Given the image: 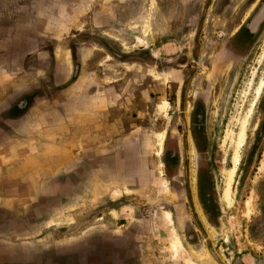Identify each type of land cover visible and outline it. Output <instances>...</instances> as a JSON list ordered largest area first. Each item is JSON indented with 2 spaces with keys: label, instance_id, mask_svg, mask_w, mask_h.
I'll return each mask as SVG.
<instances>
[{
  "label": "crops",
  "instance_id": "0c3cea01",
  "mask_svg": "<svg viewBox=\"0 0 264 264\" xmlns=\"http://www.w3.org/2000/svg\"><path fill=\"white\" fill-rule=\"evenodd\" d=\"M40 1L35 21L49 18L54 34L30 24L17 47L22 34L0 31V215L27 221L46 201L34 243L55 252L51 264L91 263L92 241L113 247L110 264H163L162 215L145 213L158 198L149 107L165 85L151 47L114 41L139 22L136 0ZM28 244L0 264L33 261Z\"/></svg>",
  "mask_w": 264,
  "mask_h": 264
},
{
  "label": "rangeland",
  "instance_id": "374dc122",
  "mask_svg": "<svg viewBox=\"0 0 264 264\" xmlns=\"http://www.w3.org/2000/svg\"><path fill=\"white\" fill-rule=\"evenodd\" d=\"M194 1L136 0L133 8L139 5L141 22L133 25L137 27L133 32L139 36L144 34V38L148 35L157 38L155 47H159L163 38H167L171 42L170 50L174 52L180 48L178 37L179 31H182L185 5L189 6L188 10H192ZM203 1L213 4L215 0ZM226 2L220 6H233L231 16L226 12L213 15L210 21L211 24L213 23L211 29H205L210 35L207 36L208 38H202V43L200 41L202 52L207 50V55L200 57V69L203 71L202 75L207 74L209 83L211 72L208 64L214 66L217 55L215 50L218 47L221 51L227 45L224 36H220L222 33L220 27L218 31L215 29L216 25L224 26L223 22L228 18L234 22H230L229 25L237 27L242 16L240 11L247 8V3L241 5L240 0H235L234 3L229 0ZM40 3V0H0V31L14 27L11 32L14 35L22 34L21 37L25 38L13 40L18 44L17 47L22 46L24 42H30V39H27L30 28L47 35L54 34L49 18L43 19V24L35 21V10L36 7L38 11L41 10ZM191 37L187 35V41H190ZM144 40L134 41L145 45ZM2 42L4 41H0V48L4 47ZM127 42L130 41H124L122 44L128 47ZM259 44L257 52L254 53L255 48L248 56L236 50L232 51L238 59L235 75L232 79L225 75L217 85L213 86L211 108L204 120L203 134L198 137L197 149L191 137L189 135L186 137V150L182 155V161L185 160L187 169L185 185L187 189L189 185L192 187V177L196 176L199 166V171L202 169L207 177V188L214 205L210 206V211L206 215L197 202L193 205L192 200H185L188 213L191 214L192 207H195L199 219L197 218L195 223L192 214L189 216L191 223L183 233L184 240L181 239L180 242L172 225L173 207L168 203L163 208L162 215L170 225L171 235L170 241L167 240L169 233L165 228L166 239L161 240L159 251L163 264H264V41H259ZM206 45L208 49L205 48ZM156 51L160 52V50ZM179 54L180 51L171 54V57L178 58L177 63H184L183 57H178ZM11 57L21 59L20 54L12 53ZM230 58L236 60L233 56ZM5 59L6 54L0 49V61ZM261 83L263 85L258 93ZM164 101L166 100L159 105ZM166 105L168 106L163 103L159 108L164 113L167 110ZM159 132H163L164 137V130ZM241 133L242 143L237 147ZM158 146L160 147L159 143ZM231 171H233L232 176H230ZM159 185L163 191L169 192L168 180L165 177L161 178ZM226 191H228L227 195ZM193 192H195L194 188ZM158 194L161 195V192ZM194 198L195 193H193ZM40 203L27 221L20 220L24 217L8 220L6 215H0V257L4 252L10 251L12 259L18 261L20 253L24 252L25 243L28 242L34 259L28 264L58 262L54 251L42 253L41 246L34 243L37 233L34 216L43 214L38 215L41 226L45 225L48 219V216L44 215L47 203L46 201ZM98 208L103 209V206ZM98 208L91 211L92 223ZM163 225L165 227L166 223L163 222ZM190 235L194 238V243L188 241ZM173 242L176 244V251L172 247ZM96 245L97 243L92 241L89 247H86L91 261L88 264L96 262L110 264L113 247L102 246L104 244L101 243L98 248Z\"/></svg>",
  "mask_w": 264,
  "mask_h": 264
},
{
  "label": "flooded vegetation",
  "instance_id": "af4514ba",
  "mask_svg": "<svg viewBox=\"0 0 264 264\" xmlns=\"http://www.w3.org/2000/svg\"><path fill=\"white\" fill-rule=\"evenodd\" d=\"M229 1L234 3L235 0ZM240 2H242L241 5L247 3V8L240 11L242 14L240 25L235 28L232 27L229 23L234 22L228 18L223 22L224 26L223 24L222 26L216 25L215 29L218 31L220 27L222 31L220 36H224L227 45L221 51L217 47L214 66L208 64V69L211 72L210 83L207 81V74L202 75L203 71L200 69V57L207 55V50L202 52L200 41L202 43V38H208L207 36L210 35L205 29H211L213 23L211 24L210 21H212L213 15L226 12L228 16H231L233 6H220V4L227 3L226 0H215L213 4L209 1L195 0L191 7L192 10H188L189 6L185 5L182 31H179L178 37L180 48L174 52L170 50L171 42L167 38H163L162 44L155 47L157 38L149 35L144 38V34L139 36L133 32L137 27L130 25L126 27L125 32H122L124 40H114L120 47H126L123 46L122 42L130 41L127 42L128 45V43H135L134 40L136 39H145V45L151 47L154 53L152 62L156 64V68L153 79L165 85V98L156 99L155 103L149 107V122H152L157 128V132L164 130V137L161 147L158 146L156 136L154 138L156 143L154 156L158 174L155 187L158 198L155 199V205L145 213V217L152 218L157 211L162 215L163 208L170 203L173 207L174 223L172 225L179 242L181 239L184 240L183 233L187 231L188 225L191 223L189 216L192 214L195 223H197V218L199 219L195 207H192L191 214L188 213L185 200H192L193 205L197 202L206 215L210 211V206L214 205L207 188V177L203 174L202 169L199 171V166L196 170V176L192 177V187L189 185V189H187L185 185L187 169L185 160L182 161V155L186 150V137L188 135L191 137L197 149L198 137L203 134L204 120L211 108L213 86L217 85L225 75L231 79L235 75L238 59L233 52L236 50L248 56L253 53L255 48L254 53L257 52L260 47L259 41H264V0H240ZM137 10L139 16V5H137ZM187 35L192 36L190 41H187ZM174 45L176 46V43ZM205 48L208 49L209 47L206 45ZM156 50H160V52ZM178 51H180L178 57H183L184 63H177L178 58L171 57V54ZM188 55L192 58H188ZM230 56L236 60L231 59ZM163 100H166L163 103L168 104V106L166 105L167 110L165 107V113L159 109L163 103L159 104ZM163 177L168 180V193L163 191L159 185ZM193 188L195 192H193ZM158 192H161V195ZM193 193H195L194 199ZM162 219V239H166L164 234L166 228V232L169 233L167 240L170 241V225L164 220L163 215ZM163 222L166 223L165 227ZM193 239L190 235L188 241L194 243Z\"/></svg>",
  "mask_w": 264,
  "mask_h": 264
},
{
  "label": "bare ground",
  "instance_id": "6f19581e",
  "mask_svg": "<svg viewBox=\"0 0 264 264\" xmlns=\"http://www.w3.org/2000/svg\"><path fill=\"white\" fill-rule=\"evenodd\" d=\"M262 85H263V83H261V84L259 85V87H258V93H259V91H260ZM165 103H166V102H165ZM242 137H243V134L241 133V134L239 135V139H238L237 147H239V146L241 145V143H242ZM162 139H163V132H158V133H157V141H158V143L160 144V147H161V144H162ZM159 151H160V149H159ZM159 153H160V152H159ZM234 160H235V161L237 160V153H236V155H235ZM232 174H233V171L230 172V176H232ZM228 188H229V187H228ZM227 194H228V191H226V195H227ZM172 247H173L174 250L176 251L177 247H176V244H175L174 242L172 243Z\"/></svg>",
  "mask_w": 264,
  "mask_h": 264
}]
</instances>
